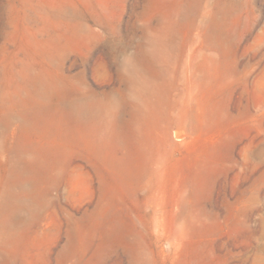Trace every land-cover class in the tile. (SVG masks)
<instances>
[{"label":"rangeland","instance_id":"374dc122","mask_svg":"<svg viewBox=\"0 0 264 264\" xmlns=\"http://www.w3.org/2000/svg\"><path fill=\"white\" fill-rule=\"evenodd\" d=\"M0 264H264V0H0Z\"/></svg>","mask_w":264,"mask_h":264}]
</instances>
